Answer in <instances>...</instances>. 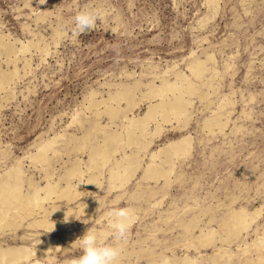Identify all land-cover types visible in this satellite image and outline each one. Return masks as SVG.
<instances>
[{
  "label": "rangeland",
  "instance_id": "374dc122",
  "mask_svg": "<svg viewBox=\"0 0 264 264\" xmlns=\"http://www.w3.org/2000/svg\"><path fill=\"white\" fill-rule=\"evenodd\" d=\"M80 11L99 18L77 36ZM3 73L0 179L17 168L38 199L0 220V249L30 252L0 264H64L117 203L136 217L118 264H264V0H0ZM176 94L182 112L146 117ZM180 140L186 151L166 161ZM156 165L165 173L147 175ZM241 211L245 225L227 232Z\"/></svg>",
  "mask_w": 264,
  "mask_h": 264
},
{
  "label": "bare ground",
  "instance_id": "6f19581e",
  "mask_svg": "<svg viewBox=\"0 0 264 264\" xmlns=\"http://www.w3.org/2000/svg\"><path fill=\"white\" fill-rule=\"evenodd\" d=\"M34 41V40H33ZM34 43V42H33ZM11 47V46H10ZM10 47H8V52L10 50ZM195 63V62H194ZM204 63V62H203ZM205 65V64H204ZM204 65L200 62H197L194 64L193 66V74L196 76V77H199L203 70H204ZM206 70V69H205ZM7 73V72H6ZM184 75V74H183ZM203 76V75H201ZM9 76L7 74H0V86L2 85L3 82H5V80L8 78ZM202 78V77H201ZM198 79V78H197ZM187 83V82H186ZM175 86V84L173 85H165L162 89L165 90V91H168V89H172L173 87ZM160 88V87H159ZM184 90L183 91H186V92H190L193 90V87L190 86V85H185V87L183 88ZM160 90V89H159ZM164 91V92H165ZM128 91L126 92H120L118 94H116V96L113 97V99L115 101L118 100V98L120 97H127L128 94H127ZM160 92H163V91H160ZM170 92V91H169ZM171 93V92H170ZM173 93V91H172ZM162 94V93H161ZM165 95V94H164ZM174 95V93H173ZM178 95V94H176ZM168 97V96H167ZM166 97V98H167ZM117 99V100H116ZM163 100V98H162ZM170 100V99H169ZM168 100V102H165V100L161 101V103L159 104H155L154 106L151 107V109L148 111V113L146 114V117H153L156 113L157 115L159 114L160 116H162L163 118H166L167 116H169L170 114H178L180 112H182L183 108H184V103L187 102L182 99L181 96H177L173 101L171 100V102ZM92 104H94V102H92ZM98 104V103H97ZM186 104V103H185ZM150 105V104H149ZM93 106V105H92ZM109 108V107H108ZM107 110V108H106ZM116 110V109H114ZM108 113H112L114 112L112 109H108L107 110ZM119 112V111H118ZM114 114V113H113ZM112 114V115H113ZM111 116V114H110ZM181 116V115H180ZM180 116L178 118H180ZM145 117V118H146ZM149 117V118H150ZM144 118V116H143ZM177 118V116H176ZM147 119V118H146ZM153 119V118H152ZM151 119V120H152ZM149 121V119L147 120ZM214 122H217L215 120H209L207 122V127H212ZM220 122L218 121V124ZM96 124V123H94ZM100 124V123H99ZM217 124V125H218ZM185 125V124H184ZM95 127V126H94ZM131 127V126H129ZM144 127V122L143 121H139L138 119H134L132 121V128H131V133L134 132V129L136 130H141L143 129ZM210 129V128H209ZM93 131V130H92ZM90 132V131H89ZM88 132V133H89ZM140 132V131H139ZM136 133V132H135ZM138 134V133H137ZM80 137V136H79ZM84 138V137H83ZM118 138V137H117ZM133 137L130 135V137L128 138V140H132ZM115 138L113 136H108L107 138V142H110V141H114ZM186 140V139H185ZM118 141V139H117ZM86 142V141H85ZM115 143V142H114ZM50 145H53L51 142L49 143ZM49 145H46V147H48ZM96 147V146H95ZM94 149H92L93 151V154H92V163H94V165H98L99 166V163H103L102 161L105 160V157H106V152H105V148L103 147H96ZM187 149V142L184 141V140H180V141H177L176 143H173V144H170V146H168V149L166 148L165 149V152L167 157L165 158L166 161L168 159H170L172 157V155H175V154H181V153H184ZM46 157L45 155V148L42 147V149H40L38 151V153L35 155V159L37 160H42ZM129 159V158H128ZM172 159V158H171ZM91 163V164H92ZM130 163V162H129ZM150 167V166H149ZM136 169V168H135ZM126 168H124V173H115L113 175V178H123L126 174ZM149 172H147V175L148 173L149 174H163L165 173V170L159 166H151L149 168V170H147ZM119 172V171H118ZM130 173V172H129ZM90 181V180H89ZM20 182H21V177H20V172L19 170L16 168V169H13L10 171V173H8L6 175L5 178H2L0 179V220L4 217H11L10 216V213H12L14 210H18V211H21V212H28L31 210V207L33 205V203L38 199V195H37V191L35 189H31V191L29 192H26V193H23L21 191V188H20ZM51 185V184H50ZM57 187V186H56ZM71 187V186H70ZM42 188V187H41ZM51 188V187H50ZM49 188V189H50ZM54 189V188H53ZM52 190V189H50ZM65 190H63V193H64ZM63 193H59L60 195H64ZM262 212V211H260ZM14 213V212H13ZM17 213V212H16ZM19 213V212H18ZM17 213V214H18ZM12 215V214H11ZM19 215V214H18ZM17 215V216H18ZM16 216V215H14ZM16 216V217H17ZM19 217V216H18ZM15 218V217H14ZM253 219V218H252ZM13 220V219H12ZM46 220V219H45ZM247 221V215L245 213V211H241V212H236V213H232V214H229L226 219L224 220V222H222L223 224V227L225 226L227 229L226 231L227 232H232L234 231L235 232V229H237L238 227H242L243 225H245ZM11 223V222H10ZM45 223V222H44ZM50 225V224H49ZM239 231V230H238ZM227 234V233H226ZM231 234V233H229ZM237 235V234H236ZM206 236H212L211 235V232H208L206 234ZM205 237V236H204ZM203 238V237H202ZM208 238V237H207ZM211 238V237H210ZM49 241V240H48ZM264 243V242H263ZM261 243V244H263ZM46 244H50V242H46ZM52 244V243H51ZM50 244V245H51ZM260 244V245H261ZM262 246V245H261ZM50 247V246H49ZM55 247V246H54ZM255 247L257 249H261V247L259 246L258 242L255 244ZM52 248V247H51ZM25 248L23 247H15V248H9V249H0V260H4L6 261L5 259L7 257H9V260H12V259H15L13 261H16V258L20 257V256H23L26 258L29 257L28 254L30 252L24 250ZM245 250V249H244ZM243 252V251H242ZM248 252V251H247ZM247 254V253H246ZM261 254V253H260ZM30 256H32L30 254ZM5 258V259H4ZM11 258V259H10ZM8 259V258H7ZM22 259V257H21ZM19 260V258H18ZM188 260V259H187ZM2 261V262H4ZM8 261V260H7ZM260 261V259H259ZM10 262V261H9ZM11 263V262H10ZM13 263V262H12ZM35 263V262H34ZM191 263V262H190ZM189 264V263H187Z\"/></svg>",
  "mask_w": 264,
  "mask_h": 264
},
{
  "label": "clouds",
  "instance_id": "9594fccd",
  "mask_svg": "<svg viewBox=\"0 0 264 264\" xmlns=\"http://www.w3.org/2000/svg\"><path fill=\"white\" fill-rule=\"evenodd\" d=\"M98 18L97 15L88 11L78 12L73 17L75 34L79 36L82 33L92 31ZM68 217L65 219V223L68 222ZM135 218V212L132 208L119 207L117 203L104 213L107 224L106 229L103 231H96L92 228L87 229L73 243L79 247L81 254L65 260L64 264H118L122 249L116 242L126 239L128 230ZM53 230L54 223H52L50 232ZM108 240H112L113 243H108ZM57 250L62 251L60 247H56L55 249H49V252ZM161 264H172V261L170 258L165 257Z\"/></svg>",
  "mask_w": 264,
  "mask_h": 264
}]
</instances>
